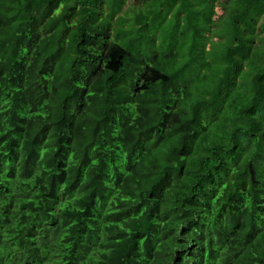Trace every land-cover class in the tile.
Instances as JSON below:
<instances>
[{"label": "trees", "instance_id": "1", "mask_svg": "<svg viewBox=\"0 0 264 264\" xmlns=\"http://www.w3.org/2000/svg\"><path fill=\"white\" fill-rule=\"evenodd\" d=\"M0 203V264H264V0H0Z\"/></svg>", "mask_w": 264, "mask_h": 264}, {"label": "bare ground", "instance_id": "2", "mask_svg": "<svg viewBox=\"0 0 264 264\" xmlns=\"http://www.w3.org/2000/svg\"><path fill=\"white\" fill-rule=\"evenodd\" d=\"M32 167V166H31ZM17 168V167H16ZM13 175V174H12ZM17 177V176H16ZM33 177V176H32ZM28 178V177H27ZM11 181V180H10ZM20 184V183H19ZM18 185V184H17ZM9 189V188H8ZM55 190V189H54ZM4 192V191H3ZM15 193V192H14ZM1 204V203H0ZM205 260V259H204Z\"/></svg>", "mask_w": 264, "mask_h": 264}, {"label": "rangeland", "instance_id": "3", "mask_svg": "<svg viewBox=\"0 0 264 264\" xmlns=\"http://www.w3.org/2000/svg\"><path fill=\"white\" fill-rule=\"evenodd\" d=\"M218 12H219V14H221V10L218 8Z\"/></svg>", "mask_w": 264, "mask_h": 264}]
</instances>
